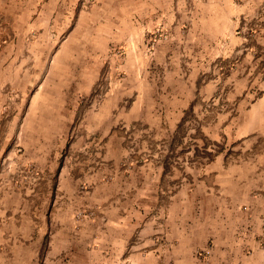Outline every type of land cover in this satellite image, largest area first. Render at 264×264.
<instances>
[{"label":"rangeland","instance_id":"1","mask_svg":"<svg viewBox=\"0 0 264 264\" xmlns=\"http://www.w3.org/2000/svg\"><path fill=\"white\" fill-rule=\"evenodd\" d=\"M68 6V29L40 27L52 36L0 42V204L14 209L21 201L24 215L34 204L43 239L61 221L54 208L63 201L62 164L70 168L64 179L73 199L141 163H162L169 174L191 166L193 176L221 154L224 164H264V138H233L238 80L246 81L248 101L259 97L264 78V0H119L100 28L108 39H97L96 10H86L84 26L67 39L89 2ZM234 32L238 45L227 40ZM243 54L256 67L239 76ZM19 71L36 75L27 89ZM45 151L50 161L41 169L34 155ZM169 174L164 185L171 187ZM76 210L69 211L71 235L83 219ZM259 239L261 253L251 262L264 264V235ZM249 251L240 254L250 258ZM75 258L70 264H81Z\"/></svg>","mask_w":264,"mask_h":264},{"label":"crops","instance_id":"2","mask_svg":"<svg viewBox=\"0 0 264 264\" xmlns=\"http://www.w3.org/2000/svg\"><path fill=\"white\" fill-rule=\"evenodd\" d=\"M88 2V8H79L77 22H72L67 39L75 34L74 27L84 26L86 10L97 11V39H108L100 28L108 21L104 19L106 14L115 12L114 5L119 0ZM121 2L125 4L126 0ZM240 12L238 8V15ZM69 14L67 0L60 3L0 0V42L47 39L52 35L39 28L68 29ZM222 30L224 33L225 28ZM234 34L229 35L228 43L238 45L240 40ZM249 60L247 54H243L237 66L239 76L247 75V66L256 67L255 57L251 64ZM18 76V82L25 89L36 78L21 71ZM238 83L241 87L235 90L239 112L233 138L261 140L264 138V78L256 86L259 97L248 101L245 79ZM50 153L34 155L43 166L41 169L46 167L47 157L50 161ZM223 158L221 154L201 165L196 176L191 175V166L180 173L173 170L169 174L170 170L162 163H141L109 185L92 184L77 199L72 198L71 182L64 179L70 168L62 164L59 172L64 175L57 190L63 201L54 208V220L61 221H56L59 227L52 228L51 237L43 239L45 232L39 229L40 216L34 204L24 215L21 201L14 209L8 201L1 202L0 264H38L39 253L41 263L70 264L76 257L69 254L70 249H78V246L81 249L75 259H81V264H260L251 261L252 256L261 253L259 237L264 235V164L257 158L235 166L224 164ZM165 173L171 175L169 183L175 185H164ZM75 208L83 212V219L78 232L71 235L67 224L72 219L69 211ZM86 212L91 217H86ZM246 249L252 252L250 258L240 254Z\"/></svg>","mask_w":264,"mask_h":264}]
</instances>
